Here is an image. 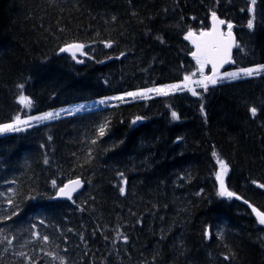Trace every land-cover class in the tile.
I'll return each instance as SVG.
<instances>
[{"label":"trees","instance_id":"trees-1","mask_svg":"<svg viewBox=\"0 0 264 264\" xmlns=\"http://www.w3.org/2000/svg\"><path fill=\"white\" fill-rule=\"evenodd\" d=\"M0 2V124L22 111L39 113L192 75L197 68L185 37L208 29L213 12L238 37L234 66L264 64V0L254 6L252 0ZM48 41L55 52L50 62L41 53ZM70 44L84 45L87 58L59 54ZM45 63L57 64L56 73ZM16 80L17 111L4 117ZM188 96L118 102L1 136L0 264H129L124 251L133 245L140 250L138 264H264V227L251 210L264 212V75L211 86L201 100ZM217 157L230 168L226 185L236 199L219 195ZM188 171L196 199L182 190L167 196L166 179ZM72 178L84 180V190L72 202L58 200L57 189Z\"/></svg>","mask_w":264,"mask_h":264},{"label":"snow or ice","instance_id":"snow-or-ice-1","mask_svg":"<svg viewBox=\"0 0 264 264\" xmlns=\"http://www.w3.org/2000/svg\"><path fill=\"white\" fill-rule=\"evenodd\" d=\"M255 3H256V0H252L253 6L255 5ZM212 18L214 21V27H213L212 31L202 32L200 34L199 40H193V43L196 44L197 51L193 52L192 55L196 59L197 64L200 65L199 71L201 72V75H202V79L199 81H195L194 83L203 87L204 90L207 91L209 84L215 85L218 82H221L225 79L237 80V79H242V78H246V77H252L254 75H259L261 72H264V64H262L256 68H239L235 72H226L223 75L218 74L217 70L220 67H222L224 64H229V63L235 62L233 60V56H232V49L234 47L237 49H240V45L237 44L235 41V38H234L233 33H232L233 25L231 23H227V31L222 32V31H220L218 26L224 25L226 22L224 20H218L215 12L212 13ZM247 27L249 29H252L254 27L252 19H249ZM193 35L194 34L192 32H189L186 39L192 38ZM108 46L110 47L111 45H108ZM83 47H84V45H82V44H72L66 48H62L61 51L62 52L72 51L73 56H75V52L80 51L81 49H83ZM206 64L212 65L213 74L211 76H203V69H204V65H206ZM184 80H185L184 87H186L189 82H192L190 76H185ZM167 88L183 90L182 86H180V85H170V86H167ZM148 92H156L157 94L168 95V91L165 88L148 89ZM192 94L197 95L195 90H192ZM127 95L135 97L138 95L144 96L145 93H143V92H141V93H128ZM112 99L123 100L124 97H113ZM20 102L24 103L26 105H29V106L31 105V101L25 96L20 97ZM100 103H104V101H101ZM77 111H79V109H77ZM256 111H257L256 108L251 109L253 116H255ZM56 115H58V114L48 112L42 116L35 117L34 119H36V120H49V119L54 118V116H56ZM172 116L174 119H179V117L177 116V114L175 112L172 113ZM20 123L27 124L28 121H21L19 119V117H17L15 124H5L3 126H0V131H4V132L20 131L21 129L16 126L17 124H20ZM105 130H106V125L101 126L98 129L99 136H101V137L104 136ZM214 155H216V154L214 153ZM217 161L221 166L220 172L217 173V179L220 181L219 195L227 196V197L231 198L235 194L228 191L224 185V176L227 174L228 166H227V164L224 163L223 160L219 159V157H217ZM45 163H47V160L45 161ZM53 184H55V182H53ZM71 184H72L71 188H69V186L66 185L64 188L60 189V194L67 196L69 199H71V192L75 191L76 187H79L80 181L79 180L72 181ZM260 187L264 188V184L260 185ZM121 191H123V189H121ZM253 211L256 212V215L258 217V222L261 225H264V212L256 211V209H253ZM47 239H48L47 237H44V240H47ZM225 259H227V257H225Z\"/></svg>","mask_w":264,"mask_h":264},{"label":"bare ground","instance_id":"bare-ground-1","mask_svg":"<svg viewBox=\"0 0 264 264\" xmlns=\"http://www.w3.org/2000/svg\"><path fill=\"white\" fill-rule=\"evenodd\" d=\"M86 1V0H85ZM95 1V0H94ZM87 2H88V0H87ZM1 3V2H0ZM5 3V2H4ZM9 4V3H8ZM93 4H95V3H93ZM97 4V3H96ZM1 6V5H0ZM5 7L6 6H4V9H5ZM92 8V7H91ZM1 15V14H0ZM2 16V15H1ZM8 17V16H7ZM2 18V17H1ZM0 22H1V20H0ZM30 24V23H29ZM31 24H32V22H31ZM33 25H36V24H33ZM27 26H28V23H27ZM31 30V29H30ZM61 38V37H60ZM51 40V39H50ZM35 45V44H34ZM40 47H41V45H40ZM31 48V47H30ZM35 48V47H34ZM36 48H39V47H36ZM16 49V48H15ZM32 49V48H31ZM34 51H35V49H33ZM38 50V49H37ZM7 51H8V49H7ZM16 51H18V49L16 50ZM20 51V50H19ZM23 51V50H22ZM10 52V51H9ZM8 52V53H9ZM44 52H47V58L49 59V61L48 62H50V61H54V59H53V57H54V55H55V52H54V47H53V45H51V43H50V41H48V44H46L45 46H43V48H42V50H41V53L44 55ZM59 54H62L61 53V50H60V52H59ZM20 55H21V51H20ZM12 56V55H11ZM10 56V57H11ZM14 57H15V54H14ZM12 59H13V57H11ZM17 58V57H16ZM11 59V60H12ZM13 60H15V58L13 59ZM59 62V61H58ZM58 62H56V63H58ZM11 63V62H10ZM14 65V64H13ZM19 65H21L22 66V64H20L19 63ZM45 66L47 65L48 67H54L55 68V66H57V64H49V63H45L44 64ZM5 66V65H4ZM17 66V65H16ZM15 66V67H16ZM7 67H9V65L7 66ZM21 68V67H20ZM44 68V67H43ZM46 68V67H45ZM15 69V68H14ZM13 69V70H14ZM40 69V68H39ZM48 70H50V68H47ZM57 68H55V69H52V72L54 71V70H56ZM59 69V68H58ZM59 70H62V69H59ZM58 71V70H57ZM66 71V70H65ZM15 72V71H14ZM21 72H22V70H21ZM47 72H50V71H47ZM61 72V71H60ZM59 72V73H60ZM91 72V71H90ZM45 72H43V74H44ZM51 73V72H50ZM54 74L56 73V71L55 72H53ZM58 73V74H59ZM17 74V73H16ZM41 74H42V72H41ZM63 74H64V72H63ZM62 74V75H63ZM89 74V73H88ZM93 74V73H92ZM48 75V74H47ZM50 75V74H49ZM14 76V75H13ZM51 76V75H50ZM49 76V77H50ZM55 76V75H54ZM57 76H59L58 78L60 79L61 77V75H57ZM56 76V77H57ZM43 77V76H42ZM44 77H45V75H44ZM55 77V78H56ZM63 77V76H62ZM65 78V77H64ZM42 79V78H41ZM62 79V78H61ZM43 80V79H42ZM67 80V79H66ZM44 81H45V78H44ZM40 82V81H39ZM20 82L19 81H13L12 82V85H13V88H12V92H11V94H10V96H9V99H8V102H7V112H6V114L4 115V117H7V116H11V115H13L17 110L16 109H14V106H13V99H14V97H15V88L17 87V85L19 84ZM37 84V83H36ZM37 85H39V84H37ZM84 85V84H83ZM86 86V85H85ZM85 86H84V88H85ZM87 86H89V85H87ZM90 87H91V85H90ZM37 88V87H36ZM38 89V88H37ZM69 89V88H68ZM88 89V88H87ZM68 91V90H67ZM71 91V90H70ZM84 91V90H83ZM44 93H39V102L40 103H46V99H45V96L43 95ZM38 102V105L41 107L42 105L40 104ZM54 102H57V101H55L54 100ZM58 104V103H57ZM60 104V103H59ZM36 111H34V110H30L29 111V113H28V115H31V114H34ZM42 112H44V111H42ZM1 113H4L3 111L1 112ZM95 116V115H94ZM99 117V116H98ZM93 118V117H92ZM97 119V118H96ZM12 120H14V119H12ZM11 120V121H12ZM79 120V119H78ZM84 120V119H83ZM82 120V121H83ZM53 121H55V120H53ZM77 121V120H76ZM90 121V120H89ZM50 122H52V121H50ZM47 123H49V122H47ZM69 124V123H68ZM88 126V125H87ZM74 127H76V126H74ZM73 127V128H74ZM148 127V126H147ZM72 128V127H71ZM144 128V127H143ZM62 129V128H61ZM75 129V128H74ZM73 129V130H74ZM63 130V129H62ZM61 130V131H62ZM81 130V129H80ZM90 130V129H89ZM93 130V129H92ZM91 130V131H92ZM145 130V129H144ZM86 131V130H85ZM91 131H90V133H91ZM95 131V130H94ZM96 132V131H95ZM110 132H112V133H116V131L115 130H110ZM147 132V131H146ZM66 133V132H65ZM89 133V134H90ZM112 133H111V135H112ZM62 134V133H61ZM64 134V133H63ZM67 134H68V132H67ZM83 134V133H82ZM96 134V133H95ZM94 135V134H93ZM92 135V136H93ZM60 137V136H59ZM98 137V136H97ZM58 140V139H57ZM80 140H81V137H80ZM97 140V139H96ZM56 141V140H55ZM106 141V140H105ZM61 142V141H60ZM81 142V141H80ZM79 142V143H80ZM83 142V141H82ZM85 142H87V141H85ZM78 143V142H77ZM98 143V142H97ZM58 144V143H57ZM61 144V143H60ZM94 144H95V142H94ZM104 144H106V143H104ZM81 145V144H80ZM96 145V144H95ZM108 145H109V143H108ZM103 146V145H102ZM125 146V145H124ZM58 147V146H57ZM59 147H60V145H59ZM95 147V146H94ZM75 148V147H74ZM19 149V148H18ZM60 149V148H59ZM58 148H56L55 150L56 151H58L59 150ZM123 149H124V147H123ZM80 151H81V149H79ZM120 150H121V148H120ZM119 150V152H121ZM125 150V149H124ZM20 151H21V149H20ZM55 151V152H56ZM60 151H62V150H60ZM83 151V150H82ZM110 150H108V154L110 153L109 152ZM16 152H17V150H16ZM116 152H118V151H116ZM115 152V153H116ZM106 153V152H105ZM131 153V152H130ZM155 153H156V151H155ZM13 154V153H12ZM17 154V153H16ZM15 154V155H16ZM20 154V153H19ZM18 154V155H19ZM56 154H58V152L56 153ZM61 154V153H60ZM3 155V154H2ZM110 155H113L112 153L110 154ZM11 156V155H10ZM13 156V155H12ZM11 158V157H10ZM107 158H109L108 156L106 157V159ZM113 158V157H112ZM18 159V158H17ZM62 159H63V157H62ZM61 159V160H62ZM65 159V158H64ZM63 159V160H64ZM8 160V159H7ZM12 160H14V159H12ZM103 159H101V161H102ZM4 161H5V159H4ZM4 161H3V163H4ZM10 161V160H9ZM66 161V160H65ZM64 161V162H65ZM107 161V160H106ZM69 162V161H68ZM7 163V162H6ZM13 163V161L11 162V164ZM15 163H17V162H15ZM85 163V162H84ZM99 163V162H98ZM104 163V162H103ZM102 164V163H101ZM69 165V164H68ZM86 165V164H85ZM106 165V164H105ZM27 166V165H26ZM70 166V165H69ZM20 168V167H19ZM30 168V167H29ZM33 168H34V166H33ZM109 168V167H108ZM27 169V168H26ZM37 169V168H36ZM76 169V168H75ZM74 169V170H75ZM123 169V168H122ZM13 170V169H12ZM19 170V169H18ZM82 170V169H81ZM106 170V169H105ZM10 171V170H9ZM13 171H15V169L13 170ZM27 171V170H26ZM64 171V170H63ZM17 172V171H16ZM7 173V172H6ZM35 173V172H34ZM37 173V172H36ZM104 173V172H103ZM106 173V172H105ZM104 173V174H105ZM107 173H109V172H107ZM41 174V173H40ZM79 174V173H78ZM103 174V175H104ZM110 174V173H109ZM5 175V174H4ZM35 175V174H34ZM108 175V174H107ZM38 176V175H37ZM41 176V175H40ZM43 176V175H42ZM105 176V175H104ZM147 176V175H146ZM190 176H191V172L190 171H188V174H187V176L186 177H178V176H176V177H174L173 178V180L171 179V180H169V179H166V181H165V185H164V187H165V190H166V195L167 196H169L170 197V195L171 194H177V190H182L183 191V194H185V193H188L187 194V198L189 199V198H191V199H193V198H195L196 199V196H198V195H193V193L195 192H193L192 193V186H191V184H190ZM1 177V176H0ZM106 177V176H105ZM149 177V176H148ZM42 178H44V177H42ZM109 178V177H108ZM150 178V177H149ZM102 179V178H101ZM40 180H41V178H40ZM104 180V179H103ZM104 181H107V180H104ZM24 183V182H23ZM193 183V182H192ZM205 183V182H204ZM103 184V183H102ZM106 184V183H105ZM199 183H197V185H198ZM43 186H44V184H43ZM107 186V185H106ZM104 186H102V188H103ZM168 187H171L174 191H170V188H168ZM197 187V186H196ZM26 188V187H25ZM30 188V187H29ZM109 188V187H108ZM199 188H201L200 186H199ZM36 189V188H35ZM37 189H38V187H37ZM43 189V188H42ZM37 191V190H36ZM103 191H104V189H103ZM29 192V191H28ZM47 193V192H46ZM110 193V192H109ZM34 194H30V196H33ZM107 195V194H106ZM112 195V194H111ZM112 198V197H111ZM190 199V203L191 204H195L196 202L194 201V200H191ZM111 201H113V200H111ZM110 203V202H109ZM247 206L248 207H250V204L247 202ZM147 207V206H146ZM213 207V206H212ZM68 208V207H67ZM108 208V207H107ZM250 208H252V207H250ZM110 209V208H109ZM108 209V210H109ZM259 209V208H258ZM56 210H58V208L56 209ZM252 210V209H251ZM52 211H54V210H52ZM59 211V210H58ZM64 211V210H63ZM26 212V211H25ZM28 212V211H27ZM55 212V211H54ZM57 212V211H56ZM103 212H105V211H103ZM107 212V211H106ZM111 212V211H110ZM214 212V211H213ZM58 213V212H57ZM62 213V212H61ZM55 214V217H56V213H54ZM58 215V214H57ZM40 216V215H39ZM109 216V215H108ZM23 217H25V216H23ZM77 218V217H76ZM111 218V217H110ZM75 219V218H74ZM54 220V219H53ZM77 220V219H76ZM31 221V220H30ZM73 221V220H72ZM107 221V220H106ZM27 222V221H26ZM58 222V221H57ZM62 222V221H61ZM216 222V220H213V226H214V228H218V230H220V228L222 227V226H220L218 223H215ZM165 223V221L163 222L162 221V223L161 222H159V224H157V225H154V227H157L158 226V228H160V226H162L163 224ZM107 224V223H106ZM5 231V230H4ZM100 248V250H105V251H107V250H109V248H101V247H99ZM137 253H140V250H139V248H137V245L135 246V245H133V251L132 252H130L129 250H125L124 251V255L126 256V258L127 259H129V264H138L136 261H137V259H136V255L135 254H137ZM134 254V257L132 258V255ZM71 256V255H70ZM80 258V255L78 254V255H73L72 256V259L74 260V261H77L78 259ZM167 259V258H166ZM58 261V260H57ZM123 264H126V263H123Z\"/></svg>","mask_w":264,"mask_h":264},{"label":"rangeland","instance_id":"rangeland-1","mask_svg":"<svg viewBox=\"0 0 264 264\" xmlns=\"http://www.w3.org/2000/svg\"><path fill=\"white\" fill-rule=\"evenodd\" d=\"M259 65H262V64L254 65V66H251V67H239V68H256ZM239 68L230 69V70H228L226 72H235ZM199 69H200V65H199ZM207 69H208V66L206 64V65H204V69H203V73L206 74V75H208L207 74ZM226 72H224V73H226ZM224 73H222L220 75H223ZM262 73H264V72H261L260 74H262ZM201 79H202V76L195 77L194 80L191 82V84H193V82L199 81ZM223 81H228L229 82V81H232V80L231 79H225ZM223 81H221V82H223ZM189 83L187 85H189ZM170 85H180V86H182V89H187V86L184 87L185 81L176 82V83H173V84H170ZM170 85H167V86H170ZM209 85H211V84H209ZM166 87H161V88H165L168 91V95H169L172 91H171V89L166 88ZM178 90H180V89H174L173 91H178ZM141 92L146 93V92H148V90H141V91L130 92V93H141ZM127 94L111 95V96L103 97V98L98 99V100H93V101H88V102H80V103L73 104V105L57 107V108H54V109H50V110H47V111H44V112L34 113V114H31V115H28L29 112L22 111L21 114L18 115V116L20 117V120L21 121H28V123L27 124L20 123V124H17L16 126L18 128H20L21 130H24V129H26L29 126L47 123V122L53 121L55 119H58L60 117H64V116H66L68 114L76 113L77 112V109H79V111L81 109H83V110L89 109V107H91L90 109H98L100 107L106 106V104H110V103H112L114 101L119 100V99H112L113 97H124V99H126V98H134L133 96H129ZM155 95H158V96H167V95H163V94H157L156 92H150V93H146L144 96H140V97L141 98H143V97H150V96L153 97ZM135 97H137V96H135ZM101 101H104V103H100ZM48 112H52V113L58 114V115L54 116V118L49 119V120H36V119H34L35 117L42 116V115H44L45 113H48ZM15 122H16V119L13 120V121H9V122L0 124V126H3L5 124H15ZM9 132H12V131H7V132L0 131V135L6 134V133H9ZM216 166H217V171L219 173L220 170H221V166L218 163V161H216ZM227 174H228V171H227ZM227 174L224 176V181H225V179L227 177Z\"/></svg>","mask_w":264,"mask_h":264},{"label":"water","instance_id":"water-1","mask_svg":"<svg viewBox=\"0 0 264 264\" xmlns=\"http://www.w3.org/2000/svg\"><path fill=\"white\" fill-rule=\"evenodd\" d=\"M217 18H218V17H217ZM218 20H219V19H218ZM211 27H212V29H213V27H214V21H213V18H212V20H211ZM218 27H219L220 31L223 32V25H219ZM211 31H212V30H211ZM232 33H233V32H232ZM233 36H234L235 41H236V43H237V38H236V36H235L234 33H233ZM199 39H200V36H196V35H193L192 38H189V39H188V41H189V42L193 45V47H194V50H195L194 52L197 51V48H196V44L193 43V40H199ZM234 50H235V47L232 49V56H233ZM64 53L73 54L72 51H66V52H64ZM81 53H82V49H81L80 51H76V52H75V54H81ZM231 64H232V63L224 64L222 67H220V68L217 70L218 73L224 71V70H225L227 67H229ZM209 66H210L211 71H212V74H213L212 65L209 64ZM76 180H79V181H80V185H79V187H76V190H75V191H72V192H71V199H69V198H68L67 196H65V195H61V194H60V189H61V188H64L66 185L69 186V188H71V187H72L71 182H72V181H76ZM83 187H84V183H83V181H82L81 179L70 180V181L67 182L63 187H61V188L59 189V191H58V198H60V199H62V200H72V198H74L79 192L82 191ZM257 218H258V217H257Z\"/></svg>","mask_w":264,"mask_h":264}]
</instances>
